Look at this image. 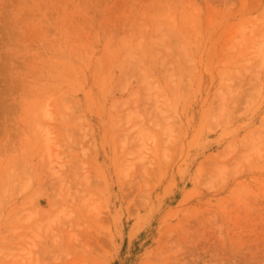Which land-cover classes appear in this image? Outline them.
<instances>
[{"label":"rangeland","instance_id":"374dc122","mask_svg":"<svg viewBox=\"0 0 264 264\" xmlns=\"http://www.w3.org/2000/svg\"><path fill=\"white\" fill-rule=\"evenodd\" d=\"M0 264H264V0H0Z\"/></svg>","mask_w":264,"mask_h":264},{"label":"bare ground","instance_id":"6f19581e","mask_svg":"<svg viewBox=\"0 0 264 264\" xmlns=\"http://www.w3.org/2000/svg\"><path fill=\"white\" fill-rule=\"evenodd\" d=\"M158 64V63H157Z\"/></svg>","mask_w":264,"mask_h":264}]
</instances>
